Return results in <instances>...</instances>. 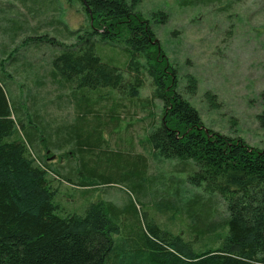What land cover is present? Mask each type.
<instances>
[{
  "label": "trees",
  "instance_id": "obj_1",
  "mask_svg": "<svg viewBox=\"0 0 264 264\" xmlns=\"http://www.w3.org/2000/svg\"><path fill=\"white\" fill-rule=\"evenodd\" d=\"M77 1L90 23L80 31L66 27L69 44L46 36L24 41L61 47L52 58L53 75L71 84L79 99L75 122L97 130L104 126L102 114L90 105L92 94L118 91L135 97L143 86L141 70H146L153 80L152 98L166 108L148 141L156 154L180 161L187 170L181 181L194 191L180 211L190 219L188 229L175 234L146 215L141 219L135 208L121 211L107 202H90L80 212L65 211L53 185L52 172L59 173L41 155V145L48 150L65 144L69 152L89 150L96 164L105 156L107 171L102 176L119 171L118 159L97 153L99 135L84 133L82 127L64 133L58 147L53 142L57 129H47L48 123L29 110L24 113L26 106L10 97L6 65L14 59L11 52L0 62V264H264V146L252 147L202 126L198 111L175 91L176 76L161 61L154 32L134 0ZM199 1L183 0L186 5ZM14 21L10 22L19 23ZM121 41L132 81L102 54L104 45ZM190 81L195 82L192 77ZM142 163L139 158L129 162L132 180L138 182ZM175 193L180 198L178 189ZM214 237L218 240L212 241ZM200 242L203 248L196 246Z\"/></svg>",
  "mask_w": 264,
  "mask_h": 264
},
{
  "label": "rangeland",
  "instance_id": "obj_2",
  "mask_svg": "<svg viewBox=\"0 0 264 264\" xmlns=\"http://www.w3.org/2000/svg\"><path fill=\"white\" fill-rule=\"evenodd\" d=\"M134 3L154 32L153 43L161 51V61L176 76L175 91L198 111L202 126L241 138L252 147H263L264 0H200L192 5L183 0ZM11 20L19 23L13 25ZM89 23L86 9L77 0H0V62L15 52L6 65L12 100H20L27 107L24 113L29 110L48 123L47 129H57L53 142L58 147L64 133L82 127L84 133L99 135L97 153H109L118 159L119 171L102 176L107 171L105 156L96 164L89 150L69 152L66 144L48 150L41 145V155L59 173L52 172L53 185L59 191L57 201L67 212L83 211L90 202L111 203L121 211L135 208L141 219L146 215L162 229L184 233L190 219L180 209L194 189L181 181L188 174L184 164L159 156L149 144L150 133L161 124L166 108L164 102L152 98L153 80L146 70H141L143 86L135 97L118 91L92 94L90 105L94 113L102 114L104 126L97 130L92 124L87 127L75 122L79 99L73 96L71 84L53 75L52 58L61 47L24 41L46 36L69 44L66 27L80 31ZM124 45L123 41L104 45L102 54L112 58L132 81L133 74L125 65ZM93 119L94 114H89L88 122L93 123ZM135 158L143 161L138 182L132 180L128 166ZM93 168L98 171L89 173ZM151 184L156 187L153 191ZM176 189L181 192L180 198ZM202 244L196 246L203 248Z\"/></svg>",
  "mask_w": 264,
  "mask_h": 264
}]
</instances>
